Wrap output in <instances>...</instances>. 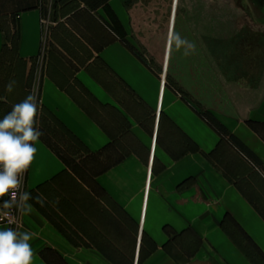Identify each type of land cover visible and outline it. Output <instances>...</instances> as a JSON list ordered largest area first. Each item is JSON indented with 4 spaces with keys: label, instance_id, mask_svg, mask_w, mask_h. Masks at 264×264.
<instances>
[{
    "label": "crops",
    "instance_id": "obj_1",
    "mask_svg": "<svg viewBox=\"0 0 264 264\" xmlns=\"http://www.w3.org/2000/svg\"><path fill=\"white\" fill-rule=\"evenodd\" d=\"M176 4L107 0L94 8L84 0H0V69L8 60L13 69L21 63L25 82L38 75L40 110L61 123L88 155L105 154L128 138L136 146L96 177L102 193L134 228L127 250L132 254L124 255L128 264H264V201L254 194V183L244 178L239 184L221 163L224 145L240 150L179 90L193 87L184 78L196 62L205 98L212 70L205 39L188 34L200 51L187 56L168 47L166 28L181 19ZM252 4L264 11V4ZM199 22L201 37L206 18ZM164 32L166 49L155 51ZM240 32L230 37L237 61L251 53L253 44ZM217 54L212 58L219 59ZM247 74L264 77V69ZM9 106L0 100V118ZM209 113L256 157L254 162L241 152L263 173L258 182L264 188V89L242 116L214 105ZM36 127L43 134L24 187L33 197L28 201L32 212L21 213L15 229L32 234V264H120L112 253L123 249L111 228H119L122 236L123 219L118 222L114 212L94 201L89 206L72 192L64 194L70 165L48 144L55 130L41 115ZM59 219L82 241L72 238ZM166 246L181 253L179 262Z\"/></svg>",
    "mask_w": 264,
    "mask_h": 264
},
{
    "label": "rangeland",
    "instance_id": "obj_2",
    "mask_svg": "<svg viewBox=\"0 0 264 264\" xmlns=\"http://www.w3.org/2000/svg\"><path fill=\"white\" fill-rule=\"evenodd\" d=\"M171 1L172 0H168V2ZM176 3V11L180 13L181 19L175 22L173 28H171L170 23L166 28V32L168 31V34L170 31L178 32L181 36L184 35L185 38H188V34H191L195 37L194 39H196V41L199 39H205L207 43L205 52L209 58L208 68L213 72H211L212 76L208 74L206 78L205 90L207 96L202 98L201 79L204 77H200L195 74L198 70V65L196 62L190 66L188 65V69L191 71L190 74L192 76L189 75V77H185L184 79L190 82V86L193 85V87H185L188 89L186 92L179 89L180 92H183L185 95L190 97V100L201 114L209 112V110H211L212 106L214 105L217 109L220 108L222 110L232 111L239 116L244 115V112L250 105L256 102L257 98L264 89L263 76L257 77L247 74L248 71L252 70L253 68L255 71H258V67L261 69V71L264 69V11L255 5L253 6L252 3H256L253 0H176ZM198 6L203 7L198 8ZM184 12L185 15L183 16ZM203 17L206 18L207 29L206 33L202 34L200 37L199 21L200 19H203ZM248 24L249 27H247ZM242 25H244V28H241ZM238 30L239 32H242V30L244 31V33H239V37L242 35L245 39V37L249 35V38L251 39L250 41L253 44L250 46L252 48L251 53L245 55V58L240 56V60L237 61V55L234 53V51L232 55L233 49L231 50V47L233 45L231 44L232 40L230 37L232 35L236 36V32ZM153 31L156 32L155 29H153ZM50 37H52L51 32ZM156 38L158 37L155 36L154 39ZM159 38L162 41L159 45H155V51H165L167 40L165 32L164 35ZM257 41L260 43V54H257ZM196 47L198 49V44H196ZM174 48L175 47H173V49ZM181 50L182 49L177 51ZM197 51L200 50L195 49L194 52L196 53ZM218 52L219 54L221 53V56L217 54ZM215 53L217 54V58L220 56L219 59L212 58V55H215ZM256 55H259L260 58L254 60ZM7 61H5L0 69V93L4 94L6 98L9 96V100H7L9 101L10 105L9 109H11L13 105L24 100L26 95L30 93L27 91L24 92L25 87L27 89L31 88V93L37 95L38 97L40 77L38 75H33L29 77L27 82H25L24 79L22 80V70L20 69L19 65L16 64V67L13 69L9 64H7ZM185 67L187 68L186 65ZM14 72H19L20 74L19 77L17 76L19 83L16 84L14 91L9 94L5 91L6 83L4 78L5 75H10L13 77ZM68 79H71V77L66 78V80ZM83 100L86 102L85 98H83ZM40 115L46 119L50 127L55 130V132L52 134L54 137L52 141L50 140L52 146H54L56 150L63 154L68 165H70L72 173L69 176L63 178V181L65 182L64 194H67V192H72L74 196L79 197L78 199H81V201L85 203L87 202L89 206H91L93 203L92 201H94L95 204L97 203L96 205H98L100 209L103 208V210L108 211L109 213L114 212L116 214L115 218L118 222L119 217L121 220L123 219L120 222L123 227V235H119V228L112 227V233L116 232L117 234H112V239L116 240V243L120 246V248L123 249V255L121 253L120 255H129L130 257L132 253L127 250L132 247V242L134 241L132 233L134 232V228L131 225L132 223L130 224V222L121 214V212L116 209L115 206L102 193L101 189L96 183V177L102 169L122 158L124 154L132 149H135L136 146L128 138L120 142H115L113 147L105 154L90 156L86 151H84L82 148L72 142L67 136H65V134L55 126L56 124L53 123V119L45 114L42 110H39L37 114L35 127ZM222 156V165L226 166L227 169L233 173L232 176L235 178V180H238L239 184L241 185L245 184L244 178H247L251 184L254 183L256 185V187L253 188L255 189L254 194L259 196L262 201H264V188L258 182L259 179H262L261 174L263 173L257 169L246 157H244L241 152L229 148L227 145H224ZM59 223L61 224L60 226L65 228L67 232L73 234L71 236L72 238L78 241L81 240L69 225H66L65 222L61 221V219H59ZM180 254L181 253H179V255ZM120 255L117 253H112V257L120 264H128L130 262L129 258L126 256L122 258Z\"/></svg>",
    "mask_w": 264,
    "mask_h": 264
},
{
    "label": "clouds",
    "instance_id": "obj_3",
    "mask_svg": "<svg viewBox=\"0 0 264 264\" xmlns=\"http://www.w3.org/2000/svg\"><path fill=\"white\" fill-rule=\"evenodd\" d=\"M173 46L177 50L183 49L185 56L196 49L194 42L174 31L168 36V47ZM16 84L15 80H10L5 91L11 94ZM3 99L5 97L0 96V100ZM39 110L38 97L30 92L0 118V210L16 208L25 215L32 212V204L28 203L33 199L32 194L28 191L21 194L20 188L37 153L36 144L43 134L35 127ZM37 202L43 203L39 198ZM31 240L30 232H17L12 227L0 229V264H32Z\"/></svg>",
    "mask_w": 264,
    "mask_h": 264
},
{
    "label": "trees",
    "instance_id": "obj_4",
    "mask_svg": "<svg viewBox=\"0 0 264 264\" xmlns=\"http://www.w3.org/2000/svg\"><path fill=\"white\" fill-rule=\"evenodd\" d=\"M86 1L90 6L92 7H98L101 6L103 4H105L107 2V0H84ZM123 35V34H122ZM3 63V62H2ZM21 65V63L19 62L18 65ZM19 65V67H20ZM15 73V74H14ZM13 73V77L12 76H8L5 75L4 81L7 84L9 80H15L17 82V84L19 83V79H17V76L19 77L20 74H18V72H14ZM10 77V78H9ZM22 77V76H21ZM23 80V77H22ZM29 90L30 92L32 91L31 88L27 89L25 87V90ZM1 96L5 97L4 94L0 93ZM9 98V96H8ZM5 97V100L8 101L9 99ZM8 99V100H7ZM9 102V101H8ZM205 119H207V121L214 127V129L220 133V135H222V137L228 139L235 147H237L240 152H242L245 156H247L250 160L257 162L256 157L234 136L230 135L228 130L209 112L204 114ZM54 123L56 124V126H58V128L65 134V136H67L72 142H74L76 145L80 146V142L74 138V136L67 130L65 129V127L59 123L56 119L53 118ZM48 144L50 145V147L52 149H54V152L68 165L66 158L63 156V154H61L58 150H56L51 144L50 141H48ZM166 232L168 235L173 236V238H178V236L174 233H172V231H170L168 228H165ZM166 252H168V254H170V256H172L176 261H180L179 260V253L177 254L174 253L173 251H171L169 249V247L166 246Z\"/></svg>",
    "mask_w": 264,
    "mask_h": 264
},
{
    "label": "built area",
    "instance_id": "obj_5",
    "mask_svg": "<svg viewBox=\"0 0 264 264\" xmlns=\"http://www.w3.org/2000/svg\"><path fill=\"white\" fill-rule=\"evenodd\" d=\"M26 175V174H25ZM25 187V176H24V183L20 188V193L24 192ZM7 199V197H5ZM22 208V205H20ZM7 213V215H5ZM21 213L17 211L16 208H9V209H2L0 210V227H12L13 229H18L21 224ZM11 221V223H9Z\"/></svg>",
    "mask_w": 264,
    "mask_h": 264
},
{
    "label": "flooded vegetation",
    "instance_id": "obj_6",
    "mask_svg": "<svg viewBox=\"0 0 264 264\" xmlns=\"http://www.w3.org/2000/svg\"><path fill=\"white\" fill-rule=\"evenodd\" d=\"M254 2H259V4H264V0H253Z\"/></svg>",
    "mask_w": 264,
    "mask_h": 264
}]
</instances>
